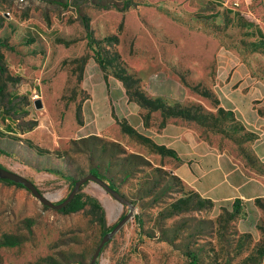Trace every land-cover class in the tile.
<instances>
[{"label": "rangeland", "instance_id": "rangeland-1", "mask_svg": "<svg viewBox=\"0 0 264 264\" xmlns=\"http://www.w3.org/2000/svg\"><path fill=\"white\" fill-rule=\"evenodd\" d=\"M58 1L0 0V167L30 180L54 203L69 194L72 180L94 169L131 201L132 218L96 264H190L185 251L195 253L197 264H264V217L259 239L241 233L239 214L199 203L190 187L161 169L167 155L124 123L107 137L74 140L77 132L62 133L68 110L33 105L43 91L80 103L109 78V91L119 85L147 115H165L170 103L235 153L224 136L241 131L219 109L218 61L243 56L241 64L263 78L264 0H130L136 5L123 10L124 0ZM45 42L64 47L69 59L45 64ZM147 86L165 95L152 97ZM23 130L26 136L18 135ZM79 192L98 200L103 217L91 205L60 213L0 180V264H88L128 207L93 181ZM171 211L179 213L164 217Z\"/></svg>", "mask_w": 264, "mask_h": 264}, {"label": "crops", "instance_id": "crops-1", "mask_svg": "<svg viewBox=\"0 0 264 264\" xmlns=\"http://www.w3.org/2000/svg\"><path fill=\"white\" fill-rule=\"evenodd\" d=\"M43 44L45 64L47 60L69 59L64 47L55 48L51 42ZM243 58L239 55L236 60L235 56L222 55L218 61L221 63L218 68L222 69L217 76L222 93L219 107L231 113L234 122L241 125L238 137L223 135L235 145V153L219 137L204 134L203 127L186 119L160 112L147 115L119 85L109 91V78H102L91 91L82 87L88 96L80 103L63 100L60 91L41 90L40 100L44 109L68 110L62 133L77 132L79 137L74 140L107 137L111 128L124 123L155 146L171 151L173 155L165 154L167 162L161 169L215 207L233 210L237 205L239 231L259 239L257 225L264 217V209L257 203L264 202V76H256L250 65L243 64ZM241 62L246 66L244 70ZM146 91L152 97L165 95L149 86ZM27 132L23 130L18 135L26 136Z\"/></svg>", "mask_w": 264, "mask_h": 264}, {"label": "water", "instance_id": "water-1", "mask_svg": "<svg viewBox=\"0 0 264 264\" xmlns=\"http://www.w3.org/2000/svg\"><path fill=\"white\" fill-rule=\"evenodd\" d=\"M33 105L36 109L42 108L41 100L36 99L33 102ZM0 179L1 180H8L13 183L21 185L23 188L28 190L30 194L36 198L43 206L49 207L55 211H58L65 207L80 191L81 186L86 183L87 181H93L99 184L108 194H110L114 199L118 200L121 205H125L128 207V212L114 225V227L108 232L105 233L99 244L97 245L96 249L94 250L92 257L88 264H96V260L101 253L105 244H107L110 239L132 218L134 207L131 201L127 200L121 193L111 188L103 179L99 178L97 175L93 174L92 172H88L86 175L78 178L75 180L74 185L69 192V194L60 202L54 203L51 201L47 196H45L34 183L30 180L26 179L25 177L9 171L3 167H0Z\"/></svg>", "mask_w": 264, "mask_h": 264}, {"label": "trees", "instance_id": "trees-1", "mask_svg": "<svg viewBox=\"0 0 264 264\" xmlns=\"http://www.w3.org/2000/svg\"><path fill=\"white\" fill-rule=\"evenodd\" d=\"M48 1H49V2H53V3H55V2H59L58 0H48ZM147 1H150V2H159L158 0H147ZM160 1H164V0H160ZM171 1H174V0H171ZM184 1H185V0H181V1H178V2H177V1H174V2H177V3H183ZM133 5H136V4L133 3V2L130 1V0H124V3L122 4L121 8H122V10H123V9H127V8H129V7L133 6ZM106 6H107V5H105V7H106ZM196 6H197V5H196ZM197 8H198V6L196 7V9H197ZM83 25H84V28H85V30H86V38H87V40H88L87 45H88V47H90V48H94L93 50H95V57L99 60V55H98V53L96 52L95 44L92 43V42H93V37H92V33H91L90 29H89V26H88L87 21H83ZM99 61H100V60H99ZM176 108H177V107H176ZM176 108H175V107H169L168 105H166V106L163 107V109H164V112H163V113H164L166 116L181 117V118H183V119H185V118H190V117L187 116V113H185L186 111H184L183 109H180V108H177V109H176ZM219 109H220L221 112H223V109H221V108H219ZM224 112H225V114L230 115L232 121L234 122V119L232 118L231 113L226 112V111H224ZM192 118H193V120H195V121H196L198 124H200L201 126H206L204 122L199 121V120H197V119L194 118V117H192ZM235 122H236V121H235ZM235 122H234V123H235ZM236 124H237L238 128L240 129V128H241V125H239L238 122H236ZM125 126H126V125H125ZM125 129H126L129 133H133V134H135V132L132 131L129 127L126 126ZM28 144H29V142H28ZM156 147H157V146H156ZM35 148H36V146H35ZM157 149H159V151H161V153H163V154L173 155V153H172L171 151L166 150V149H164V148L157 147ZM2 152H3V151H0V153H2ZM93 170H94V169H90L89 172H92L93 174L97 175L99 178L105 180V178L102 177V176L98 173L97 170H94V172H93ZM171 177H172V179H176V180H178L177 178H175V177H173V176H171ZM0 180H1V179H0ZM2 181L6 182V183H9V184H13V185L19 186V187H22L21 185L16 184V183H13V182L8 181V180H2ZM178 181H179V180H178ZM74 182H75V180H72V185H74ZM109 186L112 188V184H109ZM192 192H193V191H192ZM193 194H194V197L198 200L199 203H201V204L206 203V204H210V205H212L211 202L199 198L198 195H196L194 192H193ZM61 201H62V200H61ZM257 203L260 205L261 208L264 209V202H261L260 200H258ZM87 205H91V206L97 208L98 210H100L101 217H103V214H104V213H103V209H102L100 203L98 202V200L95 199V198H93V197H90V196H86V197H85V196H83L80 192H78V193L75 195V197H74V198H73V199H72V200H71V201H70L65 207H63L62 209L58 210V212L63 213V214L75 213V212H78V211L82 210V209H83L85 206H87ZM239 210H240V208H239L237 205H234V206H233V212H234V214H236V215L239 214V212H240ZM178 213H179V211H171V212L166 213V214L164 215V217L167 218V217L172 216L173 214H176V215H177ZM113 227H114V225L111 227V229H112ZM111 229H110V230H111ZM184 255L189 259L190 264H197V263H198V259H197V256L195 255V253L185 251V252H184ZM73 262L76 263V264H84L81 260H75V261H73Z\"/></svg>", "mask_w": 264, "mask_h": 264}, {"label": "built area", "instance_id": "built-area-1", "mask_svg": "<svg viewBox=\"0 0 264 264\" xmlns=\"http://www.w3.org/2000/svg\"><path fill=\"white\" fill-rule=\"evenodd\" d=\"M20 2H23L24 0H19Z\"/></svg>", "mask_w": 264, "mask_h": 264}]
</instances>
